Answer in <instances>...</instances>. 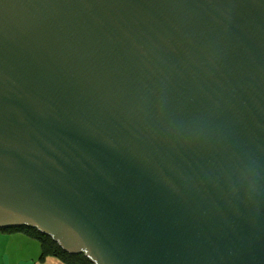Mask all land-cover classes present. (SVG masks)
<instances>
[{"label": "water", "instance_id": "95a60500", "mask_svg": "<svg viewBox=\"0 0 264 264\" xmlns=\"http://www.w3.org/2000/svg\"><path fill=\"white\" fill-rule=\"evenodd\" d=\"M93 264H264V0H0V229Z\"/></svg>", "mask_w": 264, "mask_h": 264}, {"label": "crops", "instance_id": "0c3cea01", "mask_svg": "<svg viewBox=\"0 0 264 264\" xmlns=\"http://www.w3.org/2000/svg\"><path fill=\"white\" fill-rule=\"evenodd\" d=\"M0 264H63L53 257L41 259L40 244L22 233L0 232Z\"/></svg>", "mask_w": 264, "mask_h": 264}, {"label": "trees", "instance_id": "16d2710c", "mask_svg": "<svg viewBox=\"0 0 264 264\" xmlns=\"http://www.w3.org/2000/svg\"><path fill=\"white\" fill-rule=\"evenodd\" d=\"M0 232H16L22 233L25 236L34 239L40 244L41 248V259L46 257H53L63 264H93L83 253L70 254L63 251L56 242L50 237L40 233L37 229L29 228L27 226L13 227V228H2Z\"/></svg>", "mask_w": 264, "mask_h": 264}]
</instances>
